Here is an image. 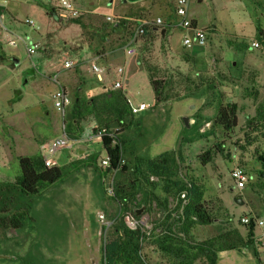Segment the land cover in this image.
<instances>
[{
	"label": "rangeland",
	"instance_id": "1",
	"mask_svg": "<svg viewBox=\"0 0 264 264\" xmlns=\"http://www.w3.org/2000/svg\"><path fill=\"white\" fill-rule=\"evenodd\" d=\"M143 1L72 0L81 12L77 24L48 13L59 0H0L5 33L15 41L9 46L0 32V182L19 175L18 156L44 155L51 166L61 167L97 155L94 165L79 163L77 170L36 195H0V219L18 218L21 223L17 229L0 226V264H105L104 248L115 238L113 225L118 220L124 225L127 215L140 223L137 229L144 236L138 240V255L145 264H173L155 245V238L164 234L189 249L227 238L232 248L217 253V264H264V250L248 242L240 221L264 215V179L255 173V154L264 152V121L253 120L264 114V46L255 32H264V0H187L188 18L204 32L202 46L182 47L186 32L167 27L164 38L141 37L135 55L127 58L122 47L130 19L143 15L176 20L174 0ZM114 17L121 19L106 21ZM25 19L34 26L24 24ZM251 42L258 47L252 48ZM31 44L36 49L28 55ZM95 57L105 68L101 82L87 71L88 59ZM65 62L71 67L64 68ZM119 66L125 68V97L134 106H146L119 133L120 165H126V172L114 171L113 179L120 191L132 193L126 201L115 185L114 191L109 189V176L99 166L105 158L99 139L87 140L93 127L118 129L111 115L101 109L96 121L86 117L82 133L73 127L69 136V106L57 111L51 99L57 88L51 77L57 73L71 103L78 95L102 106L104 93L119 79L113 72ZM145 70L168 85V102L154 104ZM227 104L236 106L235 126L229 130L214 122L217 110ZM61 135L71 148L43 151L44 144ZM206 152L210 161L202 164ZM169 153L177 180L198 187L215 219L210 224L193 221L186 235L174 212L185 203L184 192L183 197L156 202L153 197L162 198L158 191L150 194L144 185L132 183L134 166ZM236 166L247 176L241 190L230 178ZM253 234V241L264 238L262 229L254 228ZM192 264L206 262L200 257Z\"/></svg>",
	"mask_w": 264,
	"mask_h": 264
},
{
	"label": "trees",
	"instance_id": "2",
	"mask_svg": "<svg viewBox=\"0 0 264 264\" xmlns=\"http://www.w3.org/2000/svg\"><path fill=\"white\" fill-rule=\"evenodd\" d=\"M47 11L52 16L53 8L49 7ZM76 20L77 19H73L72 23L78 24ZM160 30L164 31L163 35L161 33L158 35L154 32L147 31L142 37H153L155 35L159 37L163 36V38L166 37L167 28H161ZM255 32L256 37L264 46V32L259 28H256ZM189 56L190 55L187 57ZM189 58L192 59L194 57L190 56ZM147 79L153 93L154 104L157 105L168 102L170 99L167 94L168 85L162 80L154 79L150 72L147 74ZM103 97L104 101L102 106H100L95 104L94 99L86 100L78 95L74 96L69 106V120L66 124L68 130L67 134L70 136L73 127L76 128L77 134L82 133V123L85 121L86 117L92 116L96 121L98 119V117L96 118L97 111L100 112L101 109L103 112H106L107 115H111V123L117 125L120 131L115 129L116 131L113 132L107 126H99V128L105 129L107 134H109V136H102L99 141L105 153V157L108 159V166L105 171H120L122 174L126 172V165H120L122 161V141L120 143L119 133L125 128L124 123L128 126L133 114H131L129 110L127 98L121 89L109 90L104 93ZM235 114V104H227L217 110L214 122L225 130L232 129L235 126ZM258 115L259 118L255 116L253 120L264 121V114L262 115L259 113ZM96 160L97 155L92 154L83 157L81 160L69 162L67 165L61 167H46L41 155L18 156L19 175L15 176L11 182H0V195L11 191H15L24 196L36 195L44 186L55 183L70 172L77 170L79 163H83L90 167L96 163ZM170 160L172 161L171 154L169 153L157 159L147 160L142 166H134L132 172L134 179L132 183H134V185H144L142 189H148L150 194H153L154 191H158L162 198L153 197L156 202L160 200L165 202L167 198H173L174 196L178 197V195L184 192L186 201L182 205L179 213H177V211L180 205L175 207L174 212L176 213V222L180 223L179 228L181 233L186 235L193 221L199 224H210L215 219L204 206L201 200L202 193L199 191L198 187L193 183L186 185L177 180L176 172L173 170ZM209 161L210 156L208 152L200 157V162L202 164ZM255 161L259 166V169L255 171L256 177L264 179V152L256 153ZM150 177L154 178V180H150ZM114 185L115 188L117 187L115 192L121 195L122 200L126 201L129 197H133L132 193L126 194L127 190L120 191L118 183L113 179V191ZM128 189L131 190L132 187ZM136 190L137 188L133 187L132 192ZM158 204L160 205V203ZM163 205L165 208V204ZM123 210H126L125 207H123ZM121 222L122 221L118 220L113 225V234L115 238L109 241L104 248L103 259L105 264H145L138 255V240H140L144 234L139 229H127ZM0 226L3 228L9 227L11 229H17L21 226V223L18 218L0 219ZM245 227L247 231V240L250 244H253L254 226L252 223H249L245 225ZM220 239L221 237L211 239L210 241H204L197 244L196 247L189 249V247L174 241L170 236L164 234L155 238V245L161 253L173 260V264H192L200 257L205 260L206 264H217V253L232 248L229 239L226 238L227 241H220ZM253 250L255 249L253 248Z\"/></svg>",
	"mask_w": 264,
	"mask_h": 264
},
{
	"label": "built area",
	"instance_id": "3",
	"mask_svg": "<svg viewBox=\"0 0 264 264\" xmlns=\"http://www.w3.org/2000/svg\"><path fill=\"white\" fill-rule=\"evenodd\" d=\"M187 0H174L173 2V15L176 18L174 21H166L162 20L160 17L149 18L143 15H139L133 19L128 21V34L125 37L124 45L122 47L123 53L127 58H131L136 53V42L145 34L147 31L154 32L159 35L162 30L161 28L167 27H176L179 28L180 31H185L186 34L182 37V47L190 48L192 46H202L204 44L205 36L203 30L197 28L194 24L193 20L189 19L187 16ZM81 12L76 6L73 4L72 0H59V4L53 8L52 16L54 19L61 20H73L77 19L80 16ZM121 18H106V21H116L119 22ZM24 24L27 26L33 27L34 22L32 20H24ZM0 32L5 33L4 29V13L2 12L0 6ZM4 42L9 46H14L15 41L10 38V36L5 33ZM250 46L252 48H257V42H251ZM36 49L35 44H31L26 47V52L28 55L32 54ZM97 57L88 60V71L90 74L94 76V78L101 82L103 81V76L105 74V68L97 62ZM71 67V65L67 62L64 63V68ZM115 73L118 75L119 79L115 80L109 86V90H122V82L125 77V68L123 66H119L115 69ZM51 82L57 85L55 91L51 94V99L53 103V107L57 111H64L67 106L71 104L70 96L63 90V88L58 83V74L55 73L51 77ZM128 107L131 114L138 113L146 108L144 104H139L134 106L127 99ZM108 135L105 129L99 127H93L90 131L89 135H87V140L92 138L99 139ZM68 138L64 135H61L51 143H46L42 146L43 151H47V154H51L58 149L63 148H71V145L67 144ZM43 157V162L46 167H50L51 161L46 157ZM99 166L102 169H106L108 166V159L105 157L99 161ZM109 176V189H112V180H113V171H106ZM230 178L233 182L234 188L236 190H241L246 183V174L245 171L239 167H233L230 171ZM183 197V195H181ZM99 219H102V215H98ZM240 221L243 225H248L252 223L254 228L264 230V215L259 217H241ZM139 222L136 221L132 216L127 215L124 217V225L129 230H135L139 227ZM254 243L257 245L258 249L264 250V238L261 235L259 238L254 239Z\"/></svg>",
	"mask_w": 264,
	"mask_h": 264
},
{
	"label": "water",
	"instance_id": "4",
	"mask_svg": "<svg viewBox=\"0 0 264 264\" xmlns=\"http://www.w3.org/2000/svg\"><path fill=\"white\" fill-rule=\"evenodd\" d=\"M124 1H126V2H128V3H135V2H137V1H140V0H124ZM163 30L161 31V34L163 35ZM235 203L236 204H238V205H241L242 204V201H240V200H235Z\"/></svg>",
	"mask_w": 264,
	"mask_h": 264
},
{
	"label": "crops",
	"instance_id": "5",
	"mask_svg": "<svg viewBox=\"0 0 264 264\" xmlns=\"http://www.w3.org/2000/svg\"><path fill=\"white\" fill-rule=\"evenodd\" d=\"M146 2L147 1H149V0H145ZM145 1H143V2H145ZM151 1V0H150ZM143 2H138V4H140V3H143ZM135 4H137V3H135ZM191 56V55H190ZM191 57H193V56H191ZM88 60H90V59H88ZM101 63V62H100ZM102 64V63H101ZM87 71H88V69H87ZM113 72L115 73V70H113ZM83 150H79L78 152H82Z\"/></svg>",
	"mask_w": 264,
	"mask_h": 264
}]
</instances>
